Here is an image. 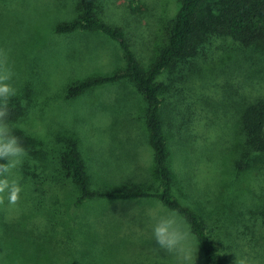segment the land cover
<instances>
[{
  "label": "rangeland",
  "instance_id": "1",
  "mask_svg": "<svg viewBox=\"0 0 264 264\" xmlns=\"http://www.w3.org/2000/svg\"><path fill=\"white\" fill-rule=\"evenodd\" d=\"M77 2L0 0V49L7 52L14 73L20 72L17 64L25 70L13 77L17 92L21 88L29 91L27 100H21L26 103V114L16 126L34 139L30 143L33 152L20 169V200L15 206L0 207V264H67L72 258L82 264L79 259L85 256L87 264H176L174 256L155 250L152 217L161 214L165 206L159 200L97 197L79 204L75 201L77 191L60 160L63 141L71 138L81 140L94 189L151 183L143 101L133 83L119 80L73 97L65 93L67 86L80 80L127 67L118 43L103 33L77 30L59 34L52 29L57 21L78 15ZM221 2L201 1L198 15L202 22L212 20L215 5ZM94 3L98 19L121 28L138 63L148 69L167 42L178 1ZM183 66L188 69L177 86L171 83L173 76L169 82L159 78L171 83L170 94L175 92L176 107L184 111L186 119L191 118L188 132L193 133L194 151L188 164L183 166L179 157L171 159L176 184L183 190L177 187L174 194L184 201L181 176L191 173L188 177L200 194L192 196L193 202L185 201L205 221L216 251L229 264L235 258L246 264H264V245L252 246V229L240 233L225 225L213 226V220L205 216L207 205L220 206L226 212L233 204L234 209L243 207L242 219L251 221L248 226L252 227V212L246 211L252 208V168L237 165L247 156L236 151L238 137L231 136V131L238 125L243 106L264 97V55L258 53L247 61L241 52L215 40L205 58ZM176 107H171L172 113H178ZM198 203L206 206L196 209ZM190 243L194 264H203L192 235Z\"/></svg>",
  "mask_w": 264,
  "mask_h": 264
},
{
  "label": "trees",
  "instance_id": "2",
  "mask_svg": "<svg viewBox=\"0 0 264 264\" xmlns=\"http://www.w3.org/2000/svg\"><path fill=\"white\" fill-rule=\"evenodd\" d=\"M177 1L179 7L169 24L167 42L148 69L142 68L138 63L125 39L123 30L98 19L94 0H79L77 2L79 13L75 18L57 21L52 26V29L59 34H69L77 30L100 32L120 46L127 63L124 71L80 80L67 86L65 93L68 97H73L94 87L119 80L128 79L133 83L143 101L142 122L146 129L145 140L151 150V183L143 181L132 183L134 180H131V185L121 184L113 190L94 189L86 160L81 152V140L77 137L63 141L65 150L62 151L60 160L77 191L75 197L77 204L97 197L104 199L155 198L169 209L178 211L184 218L191 235L201 249L203 264H229L213 246L201 215L195 211L194 207L186 204L185 200L192 201L191 198L200 194L188 177L191 173L181 176L182 186L187 190L182 193L184 201L173 191L179 186L176 184L177 179L171 167V159L179 157L184 163L183 166H186L185 164H188L192 158L194 148L193 140L190 138L193 133L188 132L191 127V118L186 119L184 111L176 107L177 98H175V92L170 94V84L177 86L178 81L181 82L182 76L185 75L184 70L188 69V66L185 68L183 65L187 63L191 66L205 58L207 50L214 45L215 40L241 52L247 61L252 60V56L258 53L264 55V0H222L219 6L215 5L216 13L207 24L202 22L198 15L202 0ZM10 12L12 11L7 13ZM0 16L3 17L2 13ZM2 19L0 18V21ZM188 57L195 62L189 60L188 63ZM21 66L22 64H17L16 70L19 69L21 73L15 70V75L24 74L25 70H21ZM160 76L168 82L170 76L174 79H171L168 85L159 79ZM20 91L17 92V97L10 100L9 120L15 125V134L21 138L28 152H33L30 148V143L34 140L31 134L16 126L17 122L23 121V116L26 114V103L21 100H27L29 94L28 89L21 88ZM172 97L175 98V102L171 101ZM171 107L174 109L176 107L179 110L178 113H172ZM231 132V136L238 137L236 151L240 156H247L244 161H236L237 165L241 169L252 168V182L255 183L249 199H252V208L244 206L248 214L252 212V227L248 226L251 221L242 219V216H245L243 207L236 206L234 209L233 204L226 212L220 206L207 205L205 210L208 208L209 210L206 211L205 216L213 220L210 221L213 226L225 225L240 233H243L245 228L252 229L250 233L252 246H255L253 243L264 245V185H261L264 179L262 177L264 174V97L243 106L238 125ZM235 143L234 139L233 144ZM179 189L182 190L180 187ZM242 201L243 199L238 202ZM200 205L206 206L205 203H198L195 206L196 209L202 208ZM252 255H254L253 251ZM88 259V256L80 257L79 261L87 264ZM76 261L72 258V262L67 264H76Z\"/></svg>",
  "mask_w": 264,
  "mask_h": 264
},
{
  "label": "clouds",
  "instance_id": "3",
  "mask_svg": "<svg viewBox=\"0 0 264 264\" xmlns=\"http://www.w3.org/2000/svg\"><path fill=\"white\" fill-rule=\"evenodd\" d=\"M14 75L7 52L0 49V207L18 204L22 191L20 169L29 159L28 150L15 134V125L9 120V103L17 95ZM163 207L161 214L152 217L151 233L155 250L174 256L176 264H194V249L186 221L178 211ZM233 264H246V261L235 258Z\"/></svg>",
  "mask_w": 264,
  "mask_h": 264
}]
</instances>
